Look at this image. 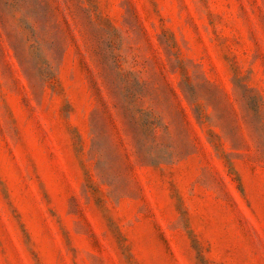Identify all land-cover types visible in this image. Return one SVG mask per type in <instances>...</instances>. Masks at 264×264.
Returning a JSON list of instances; mask_svg holds the SVG:
<instances>
[{
	"label": "rangeland",
	"instance_id": "374dc122",
	"mask_svg": "<svg viewBox=\"0 0 264 264\" xmlns=\"http://www.w3.org/2000/svg\"><path fill=\"white\" fill-rule=\"evenodd\" d=\"M0 264H264V0H0Z\"/></svg>",
	"mask_w": 264,
	"mask_h": 264
}]
</instances>
